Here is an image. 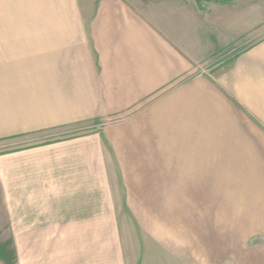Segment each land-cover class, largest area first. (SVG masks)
<instances>
[{
  "label": "crops",
  "instance_id": "crops-1",
  "mask_svg": "<svg viewBox=\"0 0 264 264\" xmlns=\"http://www.w3.org/2000/svg\"><path fill=\"white\" fill-rule=\"evenodd\" d=\"M208 1L58 0L59 12L48 6L47 14L41 4L40 13L25 15L24 30H0V52L22 39L17 44L55 62L57 86L77 90L63 91L59 101L84 104V114L69 116L74 122L122 121L1 156L9 163L10 220L37 232L28 240L42 241L30 245L85 248L90 264H144L147 232L157 252L166 250L175 261L203 255L187 229L185 239L174 231L167 237L148 218L201 212L223 190L225 151L240 149L225 138L207 143L209 129L219 134L213 125L224 117L209 110L212 83L195 70L227 45ZM261 71L264 42L237 60L224 86L247 87L250 96V85H264ZM209 182L216 183L212 194ZM124 232H132L136 255Z\"/></svg>",
  "mask_w": 264,
  "mask_h": 264
},
{
  "label": "rangeland",
  "instance_id": "rangeland-1",
  "mask_svg": "<svg viewBox=\"0 0 264 264\" xmlns=\"http://www.w3.org/2000/svg\"><path fill=\"white\" fill-rule=\"evenodd\" d=\"M210 1L203 4L209 9L211 20L225 28L227 45L224 52L214 55L213 59L195 70L199 75L210 78L212 83L207 87L209 110L218 111L224 117L213 125L219 134L209 129L207 143L215 142L214 138H225V142H231L240 149L225 151L227 171L223 183L218 184L223 190L218 199L209 198L208 205L201 212L148 218L149 223L167 237L174 231L173 234L176 232L185 239L187 229L196 242V250L203 255H195L193 261H175L166 250L157 252L151 235L145 232V240L150 241L151 246L149 253L143 256L147 261L144 264H264V85H250V96L246 95L247 87L224 86L225 79L235 75L237 60L264 42V0H232L235 2L233 7ZM41 4L47 14H51L48 6H53L49 8L51 11L61 10L56 6L58 0H0V30H24L25 15L40 13L43 9ZM9 41L12 48L1 49L0 52V154L67 140L121 121L114 118L74 122L69 116L84 114V104L60 102L64 99L63 91L68 94L77 90L72 86H57L55 62L50 63L48 56L39 54L38 49L31 52L17 44L22 39H17L16 43ZM240 70L243 68L236 76ZM126 121L124 118L123 122ZM231 132L235 133L234 137ZM208 153L209 158L216 159V151ZM128 155L133 161L136 159L135 153L131 155L129 152ZM1 156L0 264H90L86 254H81L85 248L30 245L31 242L42 243L41 239H27L37 232L20 229L25 225L11 222L9 163L8 158ZM232 163L234 167L230 165ZM213 164H209V168ZM147 169L150 172V168ZM232 172L238 175L232 176ZM215 185L209 182L210 194ZM168 226L172 229L169 234L166 231ZM126 233L129 234L128 243H132L130 250L136 255L133 234ZM168 239L178 246L183 245L174 236ZM187 241H190L189 237Z\"/></svg>",
  "mask_w": 264,
  "mask_h": 264
},
{
  "label": "trees",
  "instance_id": "trees-1",
  "mask_svg": "<svg viewBox=\"0 0 264 264\" xmlns=\"http://www.w3.org/2000/svg\"><path fill=\"white\" fill-rule=\"evenodd\" d=\"M45 144H48V143H45ZM28 148H31V147H27V148H24V149H28ZM24 149H21V150H24ZM12 152H14V151H5V152H3V153H1L0 155H6V154H9V153H12Z\"/></svg>",
  "mask_w": 264,
  "mask_h": 264
}]
</instances>
